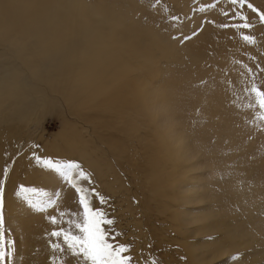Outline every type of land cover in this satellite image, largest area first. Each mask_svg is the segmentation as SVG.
I'll return each mask as SVG.
<instances>
[{
  "label": "rangeland",
  "instance_id": "obj_1",
  "mask_svg": "<svg viewBox=\"0 0 264 264\" xmlns=\"http://www.w3.org/2000/svg\"><path fill=\"white\" fill-rule=\"evenodd\" d=\"M248 2L264 12V0ZM89 4L98 12L109 13L110 23L105 28L112 25L114 44L121 47L120 58L108 70L89 69L85 76L90 82L75 89L59 108H43L37 117L39 127L34 125L35 116L0 131L6 239L14 242L11 264H78L67 251L52 248L55 243L66 248L62 239L50 233L68 225L53 224L50 218L55 216L59 221L63 212L67 222L73 213L82 211L79 193L54 169L45 167V159L73 161L84 172L88 169L89 179H77L75 173L73 178L79 187L89 190L92 206L115 221L103 227L111 242L129 245L125 255L132 257V264H198L185 243L197 249L210 241L197 245V239H187L182 221H202L206 216L199 208L205 201L223 206L213 207L217 212L241 214L238 206L232 207L224 186L231 178L236 182L229 186L247 189L254 197L253 206L264 210V109L251 91L253 86L264 91V24L247 5L241 8L230 0H92ZM237 12L247 16L254 27H220L238 23L233 19ZM241 32L253 36L255 43L245 42ZM157 44L168 47L184 65L156 64L152 54ZM190 51L198 56L192 65H188ZM118 95L124 96V102L109 110L106 99ZM139 99L143 104L137 102ZM148 117L158 130L155 136ZM219 129L223 131L218 133ZM37 135L40 141H36ZM159 140L174 150L164 161L158 154ZM184 142L204 155L192 160L193 173L201 178H196V183L204 185L206 198L190 208H173L179 192L164 177L175 170L177 146L181 144L183 149ZM21 186L35 190L27 194L28 200L17 195ZM109 191L123 215L108 204ZM49 201L54 203L41 211ZM13 202L16 211L12 216L18 215V219L8 221L7 210ZM256 211L264 220V214ZM173 212L179 220L172 217ZM124 217L137 226L129 242L118 225ZM174 222L180 228L178 235ZM259 230L264 241V225ZM230 257L218 262L242 264L240 257L236 261ZM256 261L264 264L261 248Z\"/></svg>",
  "mask_w": 264,
  "mask_h": 264
},
{
  "label": "bare ground",
  "instance_id": "obj_2",
  "mask_svg": "<svg viewBox=\"0 0 264 264\" xmlns=\"http://www.w3.org/2000/svg\"><path fill=\"white\" fill-rule=\"evenodd\" d=\"M91 1L0 0V131L11 124L21 125L26 119L32 120L35 116L34 125L39 127L37 117L43 108L53 110L59 108L62 101L65 102L66 97L68 99L75 89L90 82L85 76L89 69L108 70L120 58L121 47L114 44L112 25H109V30L105 28L110 23L109 13L103 14L100 11L99 13L95 5L89 4ZM190 54L191 61L189 60L188 65H192L198 58L195 51H190ZM152 58L156 64L165 67L184 65L179 57L172 56V51L168 47L158 44ZM118 96L120 97L106 99L105 105L109 110L117 109L124 102V96ZM141 99L137 101L139 104H143ZM147 122L153 128V135H157L158 130L152 126L154 120L148 117ZM220 131L223 130L219 129L218 133ZM37 137L36 141H40L39 135ZM214 138L216 139L217 135ZM68 139L69 137L64 140ZM180 145L177 146L175 170L164 178L165 182L172 181V188L179 192L177 204L173 208H190L195 206L193 203H200L206 198L203 193L204 185L196 183V180L201 178L193 173L195 162L192 160L196 156L204 155L186 142L183 149ZM157 149L162 161L173 156L174 150H170L169 145L163 140L158 141ZM221 161L217 163L220 164ZM86 171L90 177V173ZM162 173L165 176L163 169ZM231 179L224 186L232 199V207L238 206L241 214L234 211L238 208H234L232 214L227 211L217 212L213 207L221 209L223 206L209 205L205 201L199 208L201 214L206 216L202 221L196 223L182 221L185 227L182 232L186 233L187 239H197L195 241L197 245L198 242L210 241L208 245L202 243L197 249H193L188 241L185 243L195 263L225 264V261L223 263L218 261L226 260L227 256L240 254L242 264H246L248 259L251 260L250 264H258L257 251L259 248L264 250V241L259 234V228L264 225V220L258 217L256 210L259 209V214H264V210L260 211V206H253L254 197L247 189L241 188L240 185L229 186L235 181ZM219 187L222 189L223 185L220 184ZM109 194L112 193L109 191ZM107 200L120 216L124 214L121 207L116 204L113 194L108 196ZM15 211L16 203L13 202L7 210L8 221L18 219V215L12 216ZM172 217L179 220L180 216L173 212ZM123 220L122 222L119 220L118 225L129 242L130 237L137 233V226L129 217H124ZM177 224L175 233L178 235L180 228L178 229ZM117 229L120 232L118 226ZM126 239L124 240L127 242ZM241 245L242 248L236 251Z\"/></svg>",
  "mask_w": 264,
  "mask_h": 264
},
{
  "label": "snow or ice",
  "instance_id": "obj_3",
  "mask_svg": "<svg viewBox=\"0 0 264 264\" xmlns=\"http://www.w3.org/2000/svg\"><path fill=\"white\" fill-rule=\"evenodd\" d=\"M233 5L239 4L241 8L247 5V8L255 12L259 18V22L264 24V12L256 9L248 0H230ZM227 15V13H224ZM233 19L238 20V23H224L221 24L222 28H233L236 30L251 29L254 27L252 23L248 21V17L243 13L237 12ZM242 39L249 43L254 44L255 38L251 35L240 33ZM190 37H185L189 39ZM256 95V103L261 109H264V91L260 90L256 86L251 89ZM37 161L40 158L37 157ZM45 167L54 169L65 180H67L79 193V206L82 209L80 212L73 213V218L67 222L63 220L65 213L61 212V219L58 221L55 216L50 218L53 224L67 223L68 227H60L58 230L52 231L50 235L58 239L63 240L61 244L55 243L52 245L54 250L67 251L72 257L76 258L78 264H132V257L125 255L130 251L129 245L116 244L109 240V233L103 227L104 225H112L115 223L112 219L106 218L105 213L92 206V195L88 189L79 187L77 179H89L88 175L81 169V166L73 161L67 162H54L51 159H45L42 161ZM76 174L77 179L73 178V174ZM34 189H26L24 186L20 187L17 192L18 196H22L25 200L29 199L27 195L29 192H34ZM94 191V190H93ZM98 195V194H97ZM100 202L104 203V198L100 197ZM54 201H49L45 207L40 210L43 211L47 206H51ZM3 187L0 186V264H11L14 242L10 239H6V229L3 214ZM72 229H75L74 232ZM240 257V254H235L230 257L231 260L236 261ZM152 264H157L153 261Z\"/></svg>",
  "mask_w": 264,
  "mask_h": 264
}]
</instances>
